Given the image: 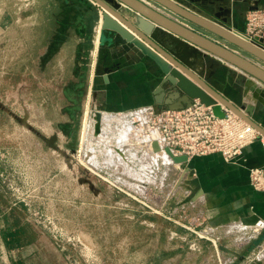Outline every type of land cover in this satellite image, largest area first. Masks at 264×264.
I'll use <instances>...</instances> for the list:
<instances>
[{"label":"rangeland","instance_id":"obj_1","mask_svg":"<svg viewBox=\"0 0 264 264\" xmlns=\"http://www.w3.org/2000/svg\"><path fill=\"white\" fill-rule=\"evenodd\" d=\"M0 8V264H245L263 241L234 224L205 223L187 170L138 138L144 117L101 120L94 134L101 103L87 105L90 57L73 61L70 47L39 45V0H0ZM198 50L191 63L206 81L231 73L209 53L201 64ZM237 82L242 97L246 76ZM16 223L28 225L33 242L8 249L2 234Z\"/></svg>","mask_w":264,"mask_h":264},{"label":"crops","instance_id":"obj_2","mask_svg":"<svg viewBox=\"0 0 264 264\" xmlns=\"http://www.w3.org/2000/svg\"><path fill=\"white\" fill-rule=\"evenodd\" d=\"M176 1L182 7L194 10L216 24L242 35H248L247 13L253 9L264 10V0ZM122 8L126 9L125 6ZM5 10L0 8V14L5 15ZM157 11L171 19L170 14L165 11ZM10 12L11 10L9 15ZM101 13L102 10L90 0H39V33H42L39 36V45L70 47L73 49V61L76 55L89 56L90 86L87 105L96 98L95 100L101 103L98 112L110 117L108 121L105 118L104 120L111 125L125 123L122 125L124 126L127 120L135 118L130 115L131 112L154 107L160 92H165V97L171 92L167 90L168 86L163 84L164 75L153 59L142 55L110 32H104V37H101ZM175 18L174 21L177 19ZM258 42L264 45V37ZM82 49L85 51H81ZM198 51L202 56L198 61L205 64L211 57L201 49ZM189 61H193L192 58ZM101 67L107 71H103ZM222 69L219 68L221 71ZM231 70V73H222L219 78L214 75L213 81L220 85V88L209 81L207 83L232 104L241 105L240 101L245 97L249 80L255 87L264 90V85L256 79L233 66ZM242 74L246 76V82L241 97L237 78ZM160 107L163 109L162 105ZM252 107L249 117L264 131V101H257ZM223 108L219 104L213 106V109L221 114ZM109 112L116 114H108ZM261 135L264 137V133ZM263 165L264 150L256 142L245 148L234 162L226 161L219 154H209L194 157L183 166L187 169L183 177L186 189L194 193L191 204L200 206L201 217L209 227L219 228L234 224L246 232L261 224L251 241H264V191L252 189L247 173L249 167Z\"/></svg>","mask_w":264,"mask_h":264},{"label":"water","instance_id":"obj_3","mask_svg":"<svg viewBox=\"0 0 264 264\" xmlns=\"http://www.w3.org/2000/svg\"><path fill=\"white\" fill-rule=\"evenodd\" d=\"M90 1L102 10L99 23L101 37H104V32L118 36L142 55L153 59L163 73V84L168 86L171 94L165 97V92H160L153 107L156 113L161 110V105L163 109L178 111L191 106L196 100L206 106L219 104L245 120L260 134L264 133L249 117L253 107L232 104L214 90L189 61L193 58V48H199L264 84V45L258 42L261 38L249 39L230 31L196 11L182 7L176 0H150L157 6L156 9L140 0ZM160 9L170 14L171 19L160 14L157 11ZM101 69L107 71L103 67ZM93 112L94 134L98 135L101 129L100 113ZM55 139L54 135L47 141L53 148ZM153 148L159 150L156 142ZM165 152L177 170L182 167L177 164L187 163L185 156L174 157L169 149H165Z\"/></svg>","mask_w":264,"mask_h":264},{"label":"built area","instance_id":"obj_4","mask_svg":"<svg viewBox=\"0 0 264 264\" xmlns=\"http://www.w3.org/2000/svg\"><path fill=\"white\" fill-rule=\"evenodd\" d=\"M152 7L150 0H140ZM246 38L264 36V10L253 9L246 15ZM139 112L146 113L147 119L136 127L146 125L147 133L154 130L159 148L169 149L174 157L185 156L187 162L200 156L219 154L228 162L238 159L245 148L259 143L264 150V137L249 123L231 111L223 108V115L217 116L213 106L194 101L191 106L178 111L161 109L155 112L153 107H145ZM140 120V119H139ZM186 163L179 164L183 166ZM250 186L255 191H264V165L247 169ZM259 231V230H258ZM254 232L252 230L253 233ZM264 262V241L257 250L247 257L245 264Z\"/></svg>","mask_w":264,"mask_h":264},{"label":"bare ground","instance_id":"obj_5","mask_svg":"<svg viewBox=\"0 0 264 264\" xmlns=\"http://www.w3.org/2000/svg\"><path fill=\"white\" fill-rule=\"evenodd\" d=\"M247 88L249 89V90H254L253 91V95L248 99V101H249V104H247V107H252L254 104H255V102L257 101V100H259V101H264V90H262L261 88V90L262 91H259L260 89H258L257 87H255V85H254V83L251 81V80H249L248 81V85H247ZM247 89V90H248ZM247 93H248V91H247ZM252 93V92H251ZM247 96H248V94H247ZM247 98V97H246ZM137 114L139 115L140 114V116H142V117H144V120H146L147 119V116H146V113H142V112H139V111H133V112H131L130 113V115H134L136 118H138L137 117ZM94 115V112H93V114H92V124H93V126H95V120H94V117L95 116H93ZM105 114H102V113H100V121L102 120V122H103V120H104V118H105V120H106V116H108V115H106L105 117ZM139 116V117H140ZM108 119V118H107ZM139 119V118H138ZM108 121V120H107ZM106 122V121H105ZM104 122V123H105ZM104 123H102V124H104ZM101 124V125H102ZM128 127V126H127ZM126 128V127H125ZM131 128V127H130ZM130 128H129V130H130ZM146 125H142V127H141V129H139L140 130V132H138L139 134H137V135H139L138 136V138L139 137H144V136H146L147 138L145 139V140H147V142L144 144V146H145V148L146 149H149V151H154V148H153V146H151V141H154V140H157L156 138H155V135H156V132L154 131V130H150V132L149 133H147V132H145L146 131ZM128 129V128H127ZM133 129V132H135L136 130H138V129H134V128H132ZM129 130H127V131H129ZM138 130V131H139ZM130 132V131H129ZM133 134V133H132ZM134 135V134H133ZM150 136L152 137V136H154V138L152 137V138H150ZM157 137V136H156ZM119 139V138H118ZM140 140V139H139ZM145 140H144V142H145ZM120 141V140H119ZM126 141V140H125ZM142 142V141H141ZM121 143V142H120ZM82 145H83V143H82ZM120 145V144H119ZM128 146V145H127ZM82 149V148H81ZM92 150V149H91ZM159 150L160 151H164L163 153H166L165 152V149L162 147V148H159ZM159 150H158V152H159ZM118 151V150H117ZM148 151V152H149ZM108 152H109V150H108ZM155 152H157V151H155ZM150 153V152H149ZM80 154L83 156V149L80 151ZM109 153H106V155H108ZM111 154V153H110ZM156 154V153H155ZM165 156V155H164ZM87 157V156H86ZM109 157V156H108ZM161 157V156H160ZM163 157V156H162ZM167 157V156H166ZM165 158V157H164ZM169 158V157H168ZM167 158V159H168ZM85 159H87V158H85ZM89 160V159H88ZM169 160H170V164H172L173 166H175L176 168H177V166L175 165V163L173 162V160L171 159V157L169 158ZM178 166H179V164H177ZM93 167V166H92ZM91 167V168H92ZM93 169L94 168H92V171H93ZM261 224H259L258 226H256L255 228H253L252 230L254 231V232H256V231H258V229L261 227L260 226ZM231 228V227H230Z\"/></svg>","mask_w":264,"mask_h":264},{"label":"trees","instance_id":"obj_6","mask_svg":"<svg viewBox=\"0 0 264 264\" xmlns=\"http://www.w3.org/2000/svg\"><path fill=\"white\" fill-rule=\"evenodd\" d=\"M26 223H16L8 231L3 232V240L8 249L19 248L33 242V234Z\"/></svg>","mask_w":264,"mask_h":264}]
</instances>
